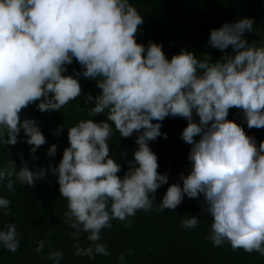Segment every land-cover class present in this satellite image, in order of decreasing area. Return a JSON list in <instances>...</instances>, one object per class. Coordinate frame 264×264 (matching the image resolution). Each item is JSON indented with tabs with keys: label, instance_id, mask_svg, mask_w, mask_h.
I'll return each mask as SVG.
<instances>
[{
	"label": "clouds",
	"instance_id": "clouds-1",
	"mask_svg": "<svg viewBox=\"0 0 264 264\" xmlns=\"http://www.w3.org/2000/svg\"><path fill=\"white\" fill-rule=\"evenodd\" d=\"M144 23L130 0H0V145L26 143L34 162L30 167L22 153L20 167L9 159L0 166V185L10 192L16 182L34 187L50 171L68 202L62 222L74 230V240L87 233L90 242L87 247L77 243L75 255L110 256L100 242L102 230L111 229L113 220L131 227L130 217L152 211L169 176L158 171L150 142L167 139L161 131L166 118L184 119L181 139L190 146L191 170L181 172L156 210L174 211L185 197L199 201L202 196V214L212 217L207 238L214 246L227 242L233 251L264 256V141L257 143L241 123L228 119L230 110L238 109L248 129H264V41L246 37L256 31L254 18L210 31L208 46L224 53L215 60L185 48L169 59L162 43L138 42ZM74 61L80 70L67 74ZM81 77L101 90L84 96L90 116L106 119H82L67 128L69 146L59 164L35 166L36 153L47 141L24 110L35 105L41 113L60 111L82 95ZM64 128L60 125L54 135ZM114 132L123 139L136 136L137 148L122 178V165L110 155ZM57 148L52 144L47 156L54 158ZM120 155L126 158L127 150ZM10 206L0 197L4 216ZM198 223L190 216L181 226L192 229ZM0 244L18 251L14 223L0 230ZM43 250L40 241L36 252ZM47 259L60 264L64 254L51 251ZM118 259L124 264L123 254Z\"/></svg>",
	"mask_w": 264,
	"mask_h": 264
},
{
	"label": "trees",
	"instance_id": "trees-1",
	"mask_svg": "<svg viewBox=\"0 0 264 264\" xmlns=\"http://www.w3.org/2000/svg\"><path fill=\"white\" fill-rule=\"evenodd\" d=\"M144 16L145 23L138 34V42L147 45L148 41L162 43L163 50L171 59L178 54L181 48L195 51L202 59L204 53L210 54L213 59H219L224 53L208 46L210 31L222 26L225 22H232L241 18H254L256 31L246 33L251 42L264 41V0H130ZM231 53V46L226 50ZM73 69L80 70L75 61L69 66L67 74ZM83 93L76 101L70 102L60 111L41 113L35 105L25 109L26 118H35L41 126L47 143L41 146L36 155L39 160L35 166L47 167L50 163L58 165L63 151L69 146L68 130L80 120L93 119L96 122L105 120L101 114L90 116V105L84 103V96L91 93L96 96L100 93L96 83L90 79L80 78ZM198 119V117H197ZM228 119L241 123L250 136H255L257 143L264 141V129H248L238 109H231ZM155 122V121H154ZM64 124V130L54 135L55 130ZM187 126V121L180 118H166L162 124V132L168 134L167 139L161 136L150 147L158 156L161 174L167 173L169 182L157 190L156 200L151 212L138 211L135 217H130L131 227H125L123 222L112 221L111 229L102 230L101 243L108 246L110 256H76L75 245L89 246L87 233H82L78 240H74L71 233L74 231L63 223L64 213L67 210V200L61 197L57 177L49 171L46 179L38 181L34 187L14 184V192L0 185V197L11 201L10 214L3 215L0 210V230H6L8 223L16 225L20 234V247L17 252L8 251L0 244V264H54L47 259L51 251H62L64 259L60 264H121L118 257L125 256L124 264H264V256L259 253H247L243 249L233 251L230 244L216 247L207 237L210 233L212 217L202 214V201L185 197L183 203L176 210H156L162 201L167 188L179 181L181 172L188 175L190 172L187 159L190 146L181 139V133ZM114 127V126H113ZM23 136V133H21ZM135 134L132 138H120L114 132L110 143V155L122 165L118 175L122 178L128 169L127 160L133 158L136 150ZM196 139H199L197 137ZM52 144H57V154L47 156V150ZM127 150V157L120 153ZM34 167L31 160L30 146L18 143L7 148L0 145V166H6L9 159L21 166L19 154ZM182 184V181L180 182ZM6 184V182H5ZM190 216H197V227L185 229L181 221ZM40 241H44L43 252L37 253L36 248ZM131 252V255L129 253Z\"/></svg>",
	"mask_w": 264,
	"mask_h": 264
}]
</instances>
